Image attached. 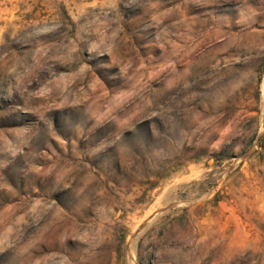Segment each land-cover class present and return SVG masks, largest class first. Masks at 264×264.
<instances>
[{
  "label": "rangeland",
  "instance_id": "1",
  "mask_svg": "<svg viewBox=\"0 0 264 264\" xmlns=\"http://www.w3.org/2000/svg\"><path fill=\"white\" fill-rule=\"evenodd\" d=\"M264 0H0V264H264Z\"/></svg>",
  "mask_w": 264,
  "mask_h": 264
},
{
  "label": "trees",
  "instance_id": "2",
  "mask_svg": "<svg viewBox=\"0 0 264 264\" xmlns=\"http://www.w3.org/2000/svg\"><path fill=\"white\" fill-rule=\"evenodd\" d=\"M262 148H263V151H264V142H263Z\"/></svg>",
  "mask_w": 264,
  "mask_h": 264
}]
</instances>
